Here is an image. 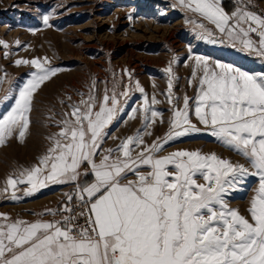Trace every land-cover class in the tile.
I'll return each instance as SVG.
<instances>
[{
	"label": "snow or ice",
	"instance_id": "obj_1",
	"mask_svg": "<svg viewBox=\"0 0 264 264\" xmlns=\"http://www.w3.org/2000/svg\"><path fill=\"white\" fill-rule=\"evenodd\" d=\"M249 3L238 0L231 14L225 12L221 0H178L173 7L209 22L221 34V43L227 39L235 47L239 41L242 50L264 56V15L250 11ZM48 19L44 17L45 24ZM203 21L197 25L199 34L209 39L213 30ZM186 22L196 23L192 18ZM0 44L8 46L4 41ZM16 64L34 65L36 71L20 88L14 106L0 118V146L13 134L24 141L34 93L62 71L46 66L47 58L45 63L35 58L19 59ZM195 65L201 72L194 108L186 94L182 107L173 103L177 98L174 74L170 75L167 98L173 104V115L165 136L147 144L144 135L151 132L137 130L116 148L100 152L99 161L96 157L106 129L123 110L120 97L127 98L130 89L109 93L105 88L98 100L93 82L86 96L81 93L82 99L55 122L59 131L48 137L51 145L39 163L10 175L0 191L11 190V199L18 200L20 184L28 185L24 194L29 196L49 184L71 182L76 188L66 194L58 209L45 210L53 216L59 214L60 219L13 220L0 214V264H264V74L253 75L218 61L209 65L198 56ZM164 71L172 74L171 64ZM128 75L131 79V73ZM195 79L194 70L190 85ZM136 88L144 91L138 81ZM3 99H8L7 94ZM157 103L155 96L149 103L145 95L130 118L142 111L145 130L157 117L163 123L162 113L152 110ZM190 112L203 128L192 122ZM201 131H210L243 155L250 167L200 150L159 155L169 141ZM85 164L89 167L82 171ZM145 166L150 171H140ZM129 173L136 179L127 180ZM88 175L92 181L81 182V176ZM198 176L204 183L197 182ZM249 176L258 177L248 209L251 221L225 200Z\"/></svg>",
	"mask_w": 264,
	"mask_h": 264
},
{
	"label": "rangeland",
	"instance_id": "obj_2",
	"mask_svg": "<svg viewBox=\"0 0 264 264\" xmlns=\"http://www.w3.org/2000/svg\"><path fill=\"white\" fill-rule=\"evenodd\" d=\"M177 3L178 0H0V41L8 45L0 44V78H3L0 118L14 106L20 88L36 71L34 65H17L16 60L39 58L45 63L47 58L46 66L62 69L34 93L31 123L24 141L13 134L0 146V190L10 175L15 176L20 170L39 163V157L51 145L48 137L59 131L55 122L63 118L65 111H70L71 104L82 99L81 93L87 95L93 82L98 100L102 99L105 88L109 93L130 89L127 98L120 97L123 110L106 129L107 135L96 157L99 161L100 152L116 148L137 130L151 132V135H144L147 144L165 136L173 115V104L167 98L170 75L174 74L173 94L177 98L173 103L182 107L186 94L192 98L190 108H194L201 72L195 65V57L206 58L209 65L218 61L253 75L264 74V56L254 50H242L239 41H235V47L227 39L221 43V34L213 25L197 14L173 7ZM221 4L225 12L231 14L238 0H221ZM249 10L264 15V0H250ZM45 16L49 17L47 24ZM189 18L196 23L186 22ZM200 21L213 30V37L201 38L197 27ZM251 38L259 39L255 34ZM212 39L216 42H211ZM170 64L172 74L164 71ZM194 70L197 79L190 85ZM137 81L143 92L136 88ZM5 94L7 100L3 99ZM145 95L149 103L153 96L156 97L159 103L152 105V110L162 113L163 119L161 123V117H157L146 130L142 111L137 112L134 119L130 118L132 109L143 104ZM190 118L198 127H204L191 112ZM177 150L216 153L233 163L250 167L247 158L225 146L210 131L191 132L171 140L159 155ZM88 167L85 164L82 171ZM173 170L169 168V171ZM140 171L150 169L145 166ZM80 179L90 182L93 177L81 176ZM126 179L136 177L129 173ZM196 179L198 183H204L201 177ZM27 187V184L17 186L18 200L11 199V190L0 191V214L13 220L60 219L59 214L53 216L45 210L58 209L66 201V194L75 190L76 184H49L30 196L24 194ZM257 187L258 177L249 176L225 196L229 207L238 209L250 221L248 209ZM41 213L42 217L38 215Z\"/></svg>",
	"mask_w": 264,
	"mask_h": 264
},
{
	"label": "built area",
	"instance_id": "obj_3",
	"mask_svg": "<svg viewBox=\"0 0 264 264\" xmlns=\"http://www.w3.org/2000/svg\"><path fill=\"white\" fill-rule=\"evenodd\" d=\"M82 219V223L81 224H83L84 223V220H83V218H81Z\"/></svg>",
	"mask_w": 264,
	"mask_h": 264
}]
</instances>
